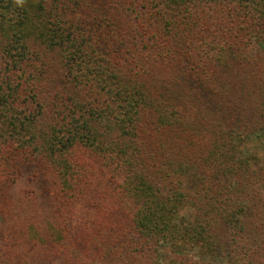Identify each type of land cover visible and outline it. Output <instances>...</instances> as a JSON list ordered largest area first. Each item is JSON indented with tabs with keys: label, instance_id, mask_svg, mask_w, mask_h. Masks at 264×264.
<instances>
[{
	"label": "trees",
	"instance_id": "16d2710c",
	"mask_svg": "<svg viewBox=\"0 0 264 264\" xmlns=\"http://www.w3.org/2000/svg\"><path fill=\"white\" fill-rule=\"evenodd\" d=\"M262 150L264 0H0V264H264Z\"/></svg>",
	"mask_w": 264,
	"mask_h": 264
},
{
	"label": "rangeland",
	"instance_id": "374dc122",
	"mask_svg": "<svg viewBox=\"0 0 264 264\" xmlns=\"http://www.w3.org/2000/svg\"><path fill=\"white\" fill-rule=\"evenodd\" d=\"M252 150H255V148L253 147ZM262 153H264V150H262ZM30 252L34 251L32 250V248H29ZM9 247L6 246L5 244H0V262L2 261V263L4 262V259H7L9 254L8 253ZM29 251V250H28ZM38 251V250H37ZM38 253V254H36ZM33 254H31V259L27 260V259H20L21 260V264H61V261L52 257V256H47L43 250L41 251L39 249V252H36ZM167 256H169L168 254L163 256V263L168 264V259ZM23 258V257H22ZM94 264H104L102 262H95Z\"/></svg>",
	"mask_w": 264,
	"mask_h": 264
}]
</instances>
